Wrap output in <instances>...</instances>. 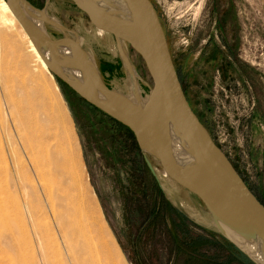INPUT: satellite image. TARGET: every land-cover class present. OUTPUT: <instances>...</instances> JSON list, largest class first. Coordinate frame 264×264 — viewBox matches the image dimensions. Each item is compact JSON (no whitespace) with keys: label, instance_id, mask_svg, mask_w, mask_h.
<instances>
[{"label":"rangeland","instance_id":"obj_1","mask_svg":"<svg viewBox=\"0 0 264 264\" xmlns=\"http://www.w3.org/2000/svg\"><path fill=\"white\" fill-rule=\"evenodd\" d=\"M30 1L58 18L70 38H83V49L111 88L131 92L121 53L87 30L90 22L72 0ZM152 1L190 104L264 202V0ZM47 29L54 38H66L52 24ZM126 51L146 89L144 81L152 80L145 62L130 47ZM1 59L13 67L9 80L0 76V264H69L58 232L57 215L68 219L60 206L63 194L74 204L84 202L89 215L96 211L92 224L104 228L112 264H251L217 228L196 219L164 189L150 168L153 160L127 130L34 61L19 23L0 21ZM5 85L21 103L9 101ZM25 136L47 148L62 142L68 155L74 153L85 191L58 189V180L52 181L49 203L25 166ZM181 193L205 214L196 196ZM90 241L91 252L105 263L98 240Z\"/></svg>","mask_w":264,"mask_h":264},{"label":"water","instance_id":"obj_2","mask_svg":"<svg viewBox=\"0 0 264 264\" xmlns=\"http://www.w3.org/2000/svg\"><path fill=\"white\" fill-rule=\"evenodd\" d=\"M72 1L93 26L124 41L143 59L152 80V85L144 81L151 89L147 106L133 105L119 90L111 88L87 51L66 34L65 27L61 31L66 38L52 37L47 29L51 23L42 18L41 23L37 20L43 16L44 9L30 0H7L54 76L84 100L130 128L143 154L196 196L211 214L217 229L258 264L226 231L240 232L264 245V204L190 104L153 1L123 0L122 12L106 9L93 0ZM122 58L126 63L123 55ZM63 67L74 70L94 91L86 90L63 72ZM167 129L175 133L178 145L184 147L186 160L170 151L162 137ZM152 164L149 162L158 177Z\"/></svg>","mask_w":264,"mask_h":264},{"label":"bare ground","instance_id":"obj_3","mask_svg":"<svg viewBox=\"0 0 264 264\" xmlns=\"http://www.w3.org/2000/svg\"><path fill=\"white\" fill-rule=\"evenodd\" d=\"M93 1L97 4H100L106 9L111 8L115 10V12L124 11V1L123 0H93ZM42 15H43L42 17H37L38 21L41 20V18L46 19L52 25L54 24L53 26L57 27L58 29L60 30L64 29V26L59 22L58 18L51 16L48 13L47 9L42 10ZM0 21L2 24L11 26V27H16L18 26V23L20 24V22L15 17L7 0H0ZM39 23L41 22L39 21ZM20 26H21V30H23L24 35H25V44L28 47V51L34 57L35 59L34 61L37 62L39 65H41L45 70L49 71V73L53 74L50 71L45 60L42 58L41 54L38 52V49L36 48L34 42L30 39V37L25 32L21 24ZM86 28L90 33H92L93 35L101 39L105 44H107L111 52H113L114 54H117V52L119 51L121 53V56L123 55L125 57V62H126L125 64L130 74L129 75L130 89L132 90L130 93L125 92V91H120V90L119 91L125 97H127L133 105H136L140 108L147 106L148 103H150L149 101H150L151 89L150 87H147L146 89L143 88V90L141 89V86H140V80H142L140 79L141 76L137 73L136 69L134 68V65H132V62L130 61L129 56L127 55L126 48H128L129 46L122 40H116L115 37L111 33L105 30L99 29L93 26L91 23ZM76 36H77L76 43H79L82 45L83 38L79 36L78 34H76ZM69 42L74 43L71 40H69ZM87 53H88L87 54L88 57L90 56L91 59H93L92 55L89 52ZM12 67H13V64L8 59L0 60V76H2L5 81L10 79L11 76L9 73V69ZM61 69L66 74L76 79V81L82 86H84L86 90H90L91 92L94 91L93 88L90 87L89 84H87V82L79 74H77L74 70H71L70 68H67V67L65 68L63 67ZM4 88H6V94L5 93L4 94L7 95L9 101L13 105L21 103V102L18 103V100L15 98L13 94L14 91L11 88L6 87V85ZM5 99H6V96H5ZM9 105L11 107V104ZM16 128H17L16 130L18 131L20 127L18 128L16 126ZM162 137L164 138V141L169 146L170 151L175 157H178L184 160L187 159L186 152L184 151V147L178 145V142L176 141L177 137L172 130H169V129L165 130ZM21 144L23 145L25 149L24 151H26V154H27V161H25L27 163L25 166L26 167L29 166L32 169L33 176L35 177L36 181L39 183V187L42 190V192H44V194L47 195L48 197L47 200L49 201V203L52 204L54 200V195L50 191L52 181L56 182V180H58V183H59L58 189L59 187L63 186L72 191L74 190L76 194H79L81 193V191L77 193V190L83 187L81 188V190L84 189L85 191L83 179L78 175L80 174L79 172L80 168L74 162L77 157L76 155H74V153H72V155H68V149L62 142H57V144L53 146L52 148H47L41 143L40 144L34 143L33 140L29 139V136H25L24 141ZM36 148L39 149L37 152L30 153V149L33 150ZM71 150H73V147L71 148ZM154 168H155L156 173L162 180V185L164 189L170 195L174 196L177 199V202L179 203L181 207L189 211L191 215L194 216L196 219L203 221L205 222V224L207 223L210 226H212L213 229L217 228L209 211L205 209V214L202 213L188 198L184 197L181 192H185L186 195L189 193L186 190H184L181 186H179L173 179H171L165 169L157 166L156 164L154 165ZM63 189L65 191V188ZM67 198L68 197H66L64 194L62 195L61 202L63 204L60 206L64 207L65 212L68 214V217H67L68 219H65L66 217L64 218L62 214L57 215L55 206H54V209L52 210L53 213L57 215V219L60 224V229L58 232L60 234L61 242H63L62 244L66 250L65 253L67 254V258H66L67 262L69 264H103L104 261H102V258H100V256H98L97 254L94 255L91 252L90 246L92 243L90 240L97 239L99 244L96 242L95 244L98 245V248L101 247L102 252L104 251L105 253L103 259L106 262L104 264H112L113 254L111 253V250L108 249L110 248L108 245L109 243L107 244L106 240H104L105 239L104 228L102 227V225L101 226L97 225V223L95 225L92 224V220L95 217H97L95 209H94L95 214L92 212V214L89 215L86 207L84 206V202L83 203L79 202L77 204H74L70 202L69 200H67ZM65 227H67L69 230L66 231L64 229ZM57 230H58V227H57ZM226 233L231 238H233L248 254H250V256H252L258 262V264H264V245L250 240L249 238H247L244 234H241L240 232H233L230 230V232L226 231ZM55 240L57 242L58 237ZM101 250H99V252H101ZM88 252L90 253L89 254L90 256L88 255ZM86 254L88 256H86Z\"/></svg>","mask_w":264,"mask_h":264},{"label":"trees","instance_id":"obj_4","mask_svg":"<svg viewBox=\"0 0 264 264\" xmlns=\"http://www.w3.org/2000/svg\"><path fill=\"white\" fill-rule=\"evenodd\" d=\"M96 108V107H95ZM96 109H98V108H96ZM99 110V109H98ZM99 111H101V110H99ZM104 113V112H103ZM105 115H107V114H105ZM108 116V115H107ZM109 118H111L110 116H108ZM113 121H115L116 123H118V125L119 126H121L123 129H125V130H127V132H129L130 133V135H132V137H133V139H134V141H135V143H136V146H137V148H138V150L139 151H141L140 150V148H139V146H138V144H137V142H136V139H135V136H134V134H133V132H132V130L130 129V128H128L127 126H125L124 124H122V123H120L119 121H117V120H115L114 118H111ZM261 201V200H260ZM262 203L264 204V202L262 201ZM232 246L241 254V255H243L244 257H245V259H247V261L249 262V263H251V264H254L246 255H244L242 252H240L239 251V249L234 245V244H232Z\"/></svg>","mask_w":264,"mask_h":264},{"label":"flooded vegetation","instance_id":"obj_5","mask_svg":"<svg viewBox=\"0 0 264 264\" xmlns=\"http://www.w3.org/2000/svg\"><path fill=\"white\" fill-rule=\"evenodd\" d=\"M223 35V34H222ZM224 47H225V45H224ZM210 54V52H207L206 53V56L207 55H209ZM205 59V58H204ZM226 69H227V67H226V65L225 66H223V68H222V74H220V75H222V77H224L225 75H226V73H227V71H226ZM179 73V72H178ZM179 77H180V80L182 81L183 80V78L181 77V75L179 74ZM182 84H183V81H182ZM186 91V90H185ZM187 95V94H186ZM187 98H188V100H189V102H190V98L187 96ZM194 109V108H193ZM195 111V110H194ZM196 112V111H195ZM197 113V112H196ZM198 115V114H197ZM200 118V117H199ZM252 191H254V190H252ZM255 193V192H254ZM257 195V194H256ZM257 197L259 198V196L257 195ZM260 199V198H259Z\"/></svg>","mask_w":264,"mask_h":264}]
</instances>
